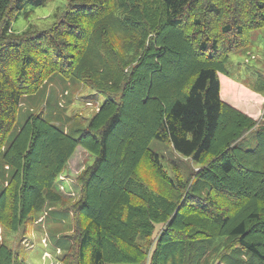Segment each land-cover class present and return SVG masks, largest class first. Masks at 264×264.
<instances>
[{"label":"trees","instance_id":"obj_1","mask_svg":"<svg viewBox=\"0 0 264 264\" xmlns=\"http://www.w3.org/2000/svg\"><path fill=\"white\" fill-rule=\"evenodd\" d=\"M49 1L0 0V226L18 232L63 206L61 174L82 146L95 161L78 180L64 264H264V117L229 110L219 77L264 28V0H66L49 28L12 30L19 13ZM55 75L105 98L87 130L42 114L15 129L24 98ZM156 76L178 81L155 87ZM153 140L203 169L173 177ZM119 170L131 178L122 186ZM0 264L22 262L3 243Z\"/></svg>","mask_w":264,"mask_h":264},{"label":"rangeland","instance_id":"obj_2","mask_svg":"<svg viewBox=\"0 0 264 264\" xmlns=\"http://www.w3.org/2000/svg\"><path fill=\"white\" fill-rule=\"evenodd\" d=\"M66 5V0H50L43 7H27L15 18L12 30L21 33L28 27L33 26L43 31L52 25L53 14L63 11ZM118 39L120 44L119 42L114 43L123 52L128 48V45L125 44L124 38L121 39L119 37ZM249 40L251 43L247 49L248 51L238 50L230 56V61L227 65L229 74L219 75L221 98L228 105L229 110H239V112L245 113L260 122L264 117V93L256 91L258 86L255 80H257L258 76L264 78V28L252 31ZM155 80V87H157L175 83L178 78L173 77L170 82H165L162 78L156 76ZM138 88L139 85H137ZM104 101L105 98L103 96L94 93L93 90L83 84H73L71 81L55 75L43 85L41 91L33 99L24 98L15 129H19L26 122L28 116L42 114V117L52 120L55 125L64 124L68 131L69 129L87 130L91 118L100 111L101 104ZM140 103L138 100H132L128 102V105L135 107L136 110L141 112H149L148 108L144 107V104L141 106ZM146 116L150 118V120L145 121L147 131H150L153 129L156 119L154 116ZM228 116L229 113L224 114L225 119H228ZM255 133L256 130L251 131L240 141V144L244 146L250 145V140ZM112 148L116 149V147ZM150 148L156 154L158 153L166 164L168 172L173 177L177 171L182 172L185 177H191L203 169L204 165L196 164L176 153L169 143L153 140ZM118 150L120 148H117L116 153ZM128 160L120 158V161L129 170H134V166L129 164L130 167L128 165ZM94 161V157L84 147L78 146L72 157L68 159L65 172L61 174L62 184L59 182V192L66 199V203L57 209L49 211L50 214L55 212L51 214V222L46 220L48 212L39 217L36 223L28 222L25 226L20 227L18 232H13L0 226V246L5 243L13 248L19 255L22 264H64L61 261L65 254L64 247L70 244L69 235H75L78 229L77 222H79V218L72 211L73 205L80 199L78 180L81 173L89 165H92ZM6 168L8 169V167ZM117 173V175L123 177L119 182L122 186L130 177L120 174V170ZM111 176L112 174H110L109 179ZM5 184L7 186V183ZM28 191L31 192L32 190L28 189ZM67 209H70V213L68 214L69 217L64 219L67 223H64L58 220L56 214H60ZM84 217L86 216L82 217L83 220ZM71 241L75 245V241L72 239ZM58 248L63 249V251L58 250ZM249 255L248 253L247 256L249 257ZM216 264L219 263L216 262Z\"/></svg>","mask_w":264,"mask_h":264}]
</instances>
